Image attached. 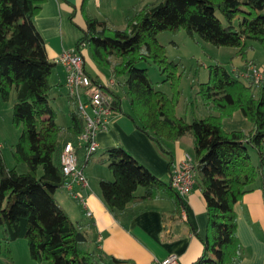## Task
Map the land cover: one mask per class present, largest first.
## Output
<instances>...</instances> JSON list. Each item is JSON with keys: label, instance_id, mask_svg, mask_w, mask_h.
<instances>
[{"label": "trees", "instance_id": "obj_1", "mask_svg": "<svg viewBox=\"0 0 264 264\" xmlns=\"http://www.w3.org/2000/svg\"><path fill=\"white\" fill-rule=\"evenodd\" d=\"M44 1L0 0V98L6 101L14 91L12 123L21 126L15 158L27 167L26 172L18 173L0 156V228L6 241L27 240L34 264L119 263L92 247L84 230L87 225L70 220L54 199L55 192L64 188L58 162L60 148L71 141L77 154L83 119L76 102L70 99L74 102L66 129L70 136L64 140L49 98L48 77L56 62L47 58L43 38L34 24ZM73 16L69 19L76 25ZM85 20L87 30L76 48L87 41L97 62L122 84L131 113L122 110L120 95L112 92L115 111L128 117L167 154H171L168 143L183 136L192 139L194 186L205 200L208 233L204 239L197 237L202 252L190 264L238 262L241 246L233 206L252 189L257 178L264 186V82L255 86L254 95L251 79L213 66L210 82L199 87L209 115L187 121L175 114L179 76L176 63L168 61L157 35L183 28L217 47L235 48L248 69L249 42L264 50V0H154L127 16L122 29H110L97 19ZM148 60L155 62L161 73H167L165 81H170L173 89L171 98L156 90L147 68L139 66ZM89 77L92 87L103 88ZM234 111L250 122L248 130L222 129L221 118ZM78 144L82 150L78 159L83 165L90 156L86 158V146ZM105 154L113 180L100 179L98 185L101 200L112 215L124 211L129 203L157 197L159 188H169L175 206H180L181 197L170 184L151 175L123 147H110ZM138 187L144 190L140 196L134 194Z\"/></svg>", "mask_w": 264, "mask_h": 264}, {"label": "crops", "instance_id": "obj_2", "mask_svg": "<svg viewBox=\"0 0 264 264\" xmlns=\"http://www.w3.org/2000/svg\"><path fill=\"white\" fill-rule=\"evenodd\" d=\"M81 4L82 0H45L34 17L35 27L43 38L46 55L50 61L55 62L63 50L72 48L65 43L63 32L72 25L69 19L71 14L74 15L72 21L82 28ZM247 59L252 61L249 53ZM242 65L243 62L240 61L234 67L240 71L239 66ZM234 67L232 70L236 71ZM84 69L99 84L112 77L109 72L107 74L103 70L92 71L85 61ZM48 81L50 91L52 88L57 91L66 90L65 72L61 64L56 63ZM116 93L124 96L119 86ZM49 98L51 99L50 94ZM67 98L71 99L69 96ZM6 104V101L0 98V156L5 164L4 145L11 142L10 135L13 132V123L5 108ZM128 109L130 108L122 110L127 112ZM72 110L73 108L69 109V120L63 125L55 121L63 129L64 140L70 136L66 129L70 126ZM107 120L106 130L98 132L95 136L98 145L96 151H104V154L94 160L91 155L81 165L87 181V186L82 191L83 199H74L62 188L55 192V201L70 220L87 225L84 230L88 233L90 245L105 255L120 260L115 264H155L169 254H176L179 264L194 262L202 252V244L197 237L204 239L208 233L206 204L198 187L194 186L188 195L181 198L178 207L173 201L172 191L169 188H159L157 197L129 203L124 211L112 215L101 200L98 185L100 179L113 180L110 168L105 162V151L114 146L123 147L151 175L169 185L173 164L188 153L187 146L192 145L191 137L183 136L173 143H168L171 154H167L154 141L138 131L130 119L120 112L109 115ZM76 144L77 155L81 159L82 150L79 144ZM87 168H90L89 175L85 173ZM74 189L77 187L74 186ZM143 191L142 187H138L134 194L140 196ZM63 193H66L70 201L62 197ZM87 211L90 216L86 215ZM233 211L236 215V237L241 246L240 259L234 264H264V186L259 178L254 182L252 189L234 204ZM1 233L2 229L0 238L5 240ZM5 259L6 257L0 254V264H6Z\"/></svg>", "mask_w": 264, "mask_h": 264}, {"label": "rangeland", "instance_id": "obj_3", "mask_svg": "<svg viewBox=\"0 0 264 264\" xmlns=\"http://www.w3.org/2000/svg\"><path fill=\"white\" fill-rule=\"evenodd\" d=\"M154 0H82L81 15H82V28L78 25L72 24L64 30V41L67 46L76 49V42L84 35V30H87L85 19H97L105 21L106 25L110 28H124L126 17L132 12L146 3ZM157 40L165 47V54L168 61L176 63L175 73L179 76L177 103L175 106V114L183 117L187 121H191L192 117L204 118L209 115L208 110L202 103L199 95V87L202 83L210 82L209 72L215 65L222 66L226 71L232 72V68L241 61L240 57L236 54V49L232 47H217L207 41H204L196 34H189L185 29L181 28L175 33L161 32L157 35ZM251 49L247 52L252 58L251 64L264 72V50L257 44L249 42ZM79 51L84 57L85 64L91 68L92 71L103 70L108 74L109 70L101 63L97 62L94 51L87 41L79 46ZM240 59V61H239ZM115 59H113L114 61ZM140 67L147 68L148 77L153 87L164 92L169 98L173 95V89L170 81H165L167 73H161L158 65L152 60L143 62ZM235 68V67H234ZM241 69L236 73H242L246 68L244 64L239 66ZM239 74V76H240ZM113 78V77H112ZM123 81V79H121ZM119 82V80H118ZM117 82V83H118ZM120 90L123 93L122 84L118 83ZM251 91L254 95L257 93L255 85H252ZM56 92V93H55ZM50 94V105L54 111L55 121L63 125L69 120V109L74 108V102L67 97L68 93L65 89L59 91L52 88ZM55 95V97H54ZM124 95V93H123ZM54 97V99L52 98ZM121 97V107L126 109L130 107L125 98ZM72 99V98H71ZM81 100L87 102L86 94L81 95ZM14 102V91H11L9 98L6 100L5 108L12 119V107ZM90 112V109L87 110ZM131 113V109L127 110ZM217 116V112H213ZM222 129L226 132L233 130L246 131L251 127V124L246 120L238 111H234L229 117L221 118ZM13 126L11 133V142L5 143V161L7 167L14 168L18 173L26 172L27 167L21 160H16L15 148L19 141L21 133V126ZM13 139V141H12ZM187 152L193 153V145L187 146ZM104 151H95L92 154V160L99 158ZM15 155V156H14ZM20 159V158H18ZM86 175L90 174V168L85 170ZM41 174V168H38L37 175ZM66 200L68 196L63 193ZM59 197V196H58ZM57 198V197H56ZM1 229V228H0ZM1 235H3L1 233ZM15 243V244H13ZM0 254L6 257V262L9 264H34L30 258L28 243L26 239H17L16 242L1 240L0 238ZM6 263V264H7Z\"/></svg>", "mask_w": 264, "mask_h": 264}, {"label": "built area", "instance_id": "obj_4", "mask_svg": "<svg viewBox=\"0 0 264 264\" xmlns=\"http://www.w3.org/2000/svg\"><path fill=\"white\" fill-rule=\"evenodd\" d=\"M56 63L62 65L65 72L64 85L68 96L72 98L83 119V128L77 136V141L86 146L85 157L91 156L97 150L95 136L107 128V117L116 114L113 107L112 92L118 91V84L114 78H108L101 87H92L89 75L84 69V57L79 48L63 50L57 57ZM240 76L251 79L253 85L258 86L264 82V72L255 65H250ZM87 95V102L81 100V95ZM90 109V112L87 110ZM0 144V149H1ZM58 162L63 175V187L74 199L82 200V191L87 181L82 171L74 145L71 141L64 143L58 154ZM196 172L193 168L192 157L185 153L173 164L170 174V186L184 198L194 188ZM74 186L77 189H74ZM184 211V210H183ZM90 216V212H86ZM155 264H179L176 254H169Z\"/></svg>", "mask_w": 264, "mask_h": 264}]
</instances>
